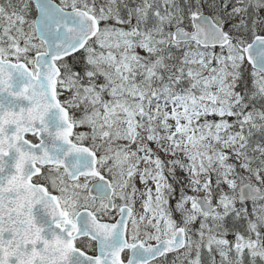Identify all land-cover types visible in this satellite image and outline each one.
<instances>
[{"label": "snow or ice", "instance_id": "snow-or-ice-1", "mask_svg": "<svg viewBox=\"0 0 264 264\" xmlns=\"http://www.w3.org/2000/svg\"><path fill=\"white\" fill-rule=\"evenodd\" d=\"M0 264H264V0H0Z\"/></svg>", "mask_w": 264, "mask_h": 264}]
</instances>
